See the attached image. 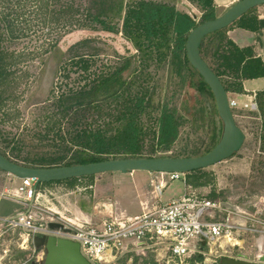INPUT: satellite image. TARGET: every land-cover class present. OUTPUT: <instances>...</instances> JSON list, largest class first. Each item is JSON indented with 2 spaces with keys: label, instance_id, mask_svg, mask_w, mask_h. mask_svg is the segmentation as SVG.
Instances as JSON below:
<instances>
[{
  "label": "trees",
  "instance_id": "obj_1",
  "mask_svg": "<svg viewBox=\"0 0 264 264\" xmlns=\"http://www.w3.org/2000/svg\"><path fill=\"white\" fill-rule=\"evenodd\" d=\"M124 2L100 0L103 8L96 7V11L93 5L88 4L84 7L86 22L75 28L90 27L118 33L121 22L124 39L130 45L128 48V44H123L121 62L92 70L95 60L87 58L84 53L73 54L69 59L76 70L67 71V66L64 67L58 77V94L48 107L41 109L49 115L51 122L35 132L37 139L33 145L38 148L37 153L32 154L33 151L28 150L29 145L23 138H15L0 126V152L3 155L20 165L51 168L118 158L196 157L218 144L221 136L216 126L213 136L189 154H167L179 138L180 120L184 115L179 107L171 106L162 94L161 100L156 103L159 69L156 72L148 70L151 61L169 63L178 73L183 69L191 73L192 69L200 78L198 84H193L215 102L210 87L190 64L185 48L191 30L217 17L215 0H191L201 12L199 20L167 3L154 0ZM51 5L60 11L47 19L50 23L64 21L72 24L82 7L75 0H52ZM47 20L45 18V22ZM13 25L10 14L0 16V89L5 87L4 92L8 95L0 91V109L2 101L11 97L9 87H16L14 72L9 70V63L6 62L10 58L9 48L2 43L15 38L16 28ZM98 25L101 27L97 28ZM89 38L96 37L78 36L62 50L61 41L55 42V47L57 51L71 54L84 45L77 43ZM200 52L228 93H243L244 80L264 77V61L257 56L254 48L239 47L225 29L206 36ZM254 98L264 127V90L256 91ZM215 114L221 122L216 107ZM23 135L26 136L25 133ZM202 171L198 169L186 173L187 183L194 185L189 193H198L197 188L204 184Z\"/></svg>",
  "mask_w": 264,
  "mask_h": 264
},
{
  "label": "rangeland",
  "instance_id": "obj_2",
  "mask_svg": "<svg viewBox=\"0 0 264 264\" xmlns=\"http://www.w3.org/2000/svg\"><path fill=\"white\" fill-rule=\"evenodd\" d=\"M81 5V10L77 11L78 18L69 23H50L48 20L53 14L59 13V9L51 5L52 0H0V16L9 15L14 21L16 28L15 38L3 41V46L9 48L10 58L8 68L14 72V85L8 89V97L3 102L0 109V126L9 131L17 138L20 136L25 140L28 150L35 154L38 148L33 145L37 139L35 132L43 128L50 118L47 113L41 110L52 102L53 98L60 90L58 79L61 71L66 67L67 71L76 70V66L71 64L73 54L84 53L87 58H92L95 62L92 70L104 69L108 65L118 64L120 58L124 56V45L126 43L121 22L119 32L115 33L119 38L100 36L92 34H74L76 32L102 31L88 27L75 29L86 22L84 7L88 4L103 8L100 0H75ZM161 3L175 5L179 10L190 13L199 20L201 12L194 6L191 0H154ZM224 0H216V15L223 14L227 7L221 4ZM232 1V0H231ZM238 0H233L237 2ZM49 2V4H48ZM63 2V1H61ZM126 2V0H125ZM124 2V3H125ZM232 5V4H228ZM260 14L264 15V5L257 8ZM46 18V22H45ZM98 25L97 28H100ZM75 29L70 34L68 31ZM74 34V35H72ZM78 36H94L77 44H84L69 54L57 51L55 42H60L61 50L71 44ZM137 53V51H135ZM93 53H98L94 55ZM189 67V66H188ZM159 69V86L156 96V103L165 96L171 106H177L184 115L180 120V135L173 144L171 151L167 154H189L197 146H201L204 140L213 136V130L217 126L219 135L223 133V123L215 114L213 99L203 95L193 84H198L200 78L191 69H183L179 73L174 66L169 63H158L151 61L148 70L156 72ZM260 88L264 87V79ZM5 87H1L3 94ZM8 96V95H7ZM229 99L239 101V97L234 92L228 93ZM255 99V98H254ZM250 99L248 103L251 101ZM43 111V112H42ZM234 117L238 126L245 133V141L233 156L219 163L209 166L202 171L201 180L203 185L197 188L196 194L213 201L230 202L243 206V201L247 197H260L264 192V127L260 113L251 110L239 103V107L234 111ZM22 133L26 136H22ZM208 141V140H207ZM36 142V141H35ZM41 151V147H39ZM157 173L138 170L133 173H123L120 171L106 172L95 175L93 178L72 179L60 182L41 183L38 191L42 193L40 202L50 206V203L59 205L60 202L66 204L72 210H78L83 214H90L91 205L99 198L112 195L114 197L116 211L124 210L127 215H139L143 212L142 202L154 200L155 189L152 180ZM7 185L12 189L17 188L20 183L7 181ZM185 192L182 179L168 180L167 186L163 189L162 202L180 197ZM146 193V194H145ZM150 196V197H149ZM120 198V203L115 200ZM151 198L152 200H143ZM211 197V198H209ZM216 198V199H215ZM156 199V198H155ZM86 200L88 208L80 205ZM118 204V205H117ZM120 207V208H119ZM254 212L253 209H251ZM16 234L4 233L0 237V264H31V249L23 250L14 241ZM257 236L244 234L239 237V244L230 247L232 257H239L245 254L248 259H254L257 254H264V241L257 243ZM260 246V248H259ZM208 252V249L205 250ZM215 257L211 255L197 256L190 261V264H219ZM165 259H161L155 252L128 253L115 259L109 264H166ZM172 264V263H171Z\"/></svg>",
  "mask_w": 264,
  "mask_h": 264
},
{
  "label": "built area",
  "instance_id": "obj_3",
  "mask_svg": "<svg viewBox=\"0 0 264 264\" xmlns=\"http://www.w3.org/2000/svg\"><path fill=\"white\" fill-rule=\"evenodd\" d=\"M229 103L234 113L239 102L229 99ZM244 107L259 112L255 99L244 103ZM157 175L151 182L156 199L143 201L141 214L116 211L113 218L88 217L62 202L44 205L40 202L42 193L38 188L34 190L35 180L21 178L17 188H9L2 195L21 198L27 210L18 212L17 217L0 218V237L7 232L16 234L17 246L31 249L32 258L28 260L31 264H41L46 257L45 248L34 244L36 236L78 242L81 253L92 264H109L128 253L148 251L166 258V264H190L197 256L207 254L214 256L216 263L224 256L236 258L231 256L230 247L239 244L241 235L264 234V200L257 198L254 212L244 205L213 201L189 192L162 202L168 180L181 179L184 173L157 172ZM31 200L33 204L29 206ZM50 223L62 226L52 227Z\"/></svg>",
  "mask_w": 264,
  "mask_h": 264
},
{
  "label": "water",
  "instance_id": "obj_4",
  "mask_svg": "<svg viewBox=\"0 0 264 264\" xmlns=\"http://www.w3.org/2000/svg\"><path fill=\"white\" fill-rule=\"evenodd\" d=\"M262 5H264V0H238L220 16L199 24L191 30L187 37L185 48L189 62L210 87L215 98L217 112L223 123L221 139L209 152L196 157L118 158L51 168L20 165L0 152V170L18 178L35 180L34 190H36L41 183L64 181L114 171L132 173L143 170L185 174L198 169H205L233 156L242 147L246 136L236 122L224 84L201 56L200 47L202 40L206 36L227 28L251 9ZM74 34H92L119 38L115 33L102 31H82ZM32 204L33 200L29 202V206H32ZM89 211L91 212L87 215L88 217L113 218L116 212L114 197L109 195L99 198L91 205ZM13 217H17V215ZM50 225L52 227L62 226L60 223H50ZM256 240L257 243H263L264 234L258 235ZM34 244L37 248L44 247L46 250V257L41 264H92L81 253L78 242L55 236H36ZM205 245V241H202V246ZM219 264H264V254H257L254 259H248L245 254H240L238 258L224 256L220 259Z\"/></svg>",
  "mask_w": 264,
  "mask_h": 264
},
{
  "label": "crops",
  "instance_id": "obj_5",
  "mask_svg": "<svg viewBox=\"0 0 264 264\" xmlns=\"http://www.w3.org/2000/svg\"><path fill=\"white\" fill-rule=\"evenodd\" d=\"M216 1V0H215ZM234 4L233 0H224L221 4L225 7L230 8L232 5L228 4ZM255 7L248 11L246 14L242 15L239 19H237L235 22H233L231 25H229L227 28H225L227 35L241 48L244 47H253L254 51L256 52L257 56H259L264 61V15L260 14L261 11H259ZM264 79V77L255 78V79H247L243 82V93H236L239 97V103H246L250 99H254V93L256 91L264 90V87L260 88L258 86H261V82ZM133 173V172H132ZM157 173V172H153ZM158 175L156 174L153 176L156 178ZM6 177V178H5ZM5 179V180H4ZM184 182L185 186V192L184 194L190 192L192 189H194V185L192 183H187V176L186 173L184 174V177L181 178ZM3 183L1 184V181ZM20 183L21 178H18L14 175H7L6 172L0 170V218H10L15 216L18 212L26 211L27 208L25 207V204L22 202L21 198L16 197H8L2 195V193L7 189H12L7 184V181ZM14 190V189H13ZM146 194V193H145ZM183 194V195H184ZM264 192L260 197V200L263 199ZM154 196V195H153ZM150 197V196H149ZM115 200H118V203H120V198L115 197ZM143 200H152L151 198L143 199ZM257 199L253 197H247L243 201V205L249 209H253V204ZM116 202V201H115ZM118 205V204H117ZM264 205V204H263ZM26 208V209H25ZM120 208V207H119ZM118 211H124V210H118Z\"/></svg>",
  "mask_w": 264,
  "mask_h": 264
},
{
  "label": "flooded vegetation",
  "instance_id": "obj_6",
  "mask_svg": "<svg viewBox=\"0 0 264 264\" xmlns=\"http://www.w3.org/2000/svg\"><path fill=\"white\" fill-rule=\"evenodd\" d=\"M80 205L83 206L84 208H88V206H89V204L87 203L86 200L81 201Z\"/></svg>",
  "mask_w": 264,
  "mask_h": 264
}]
</instances>
